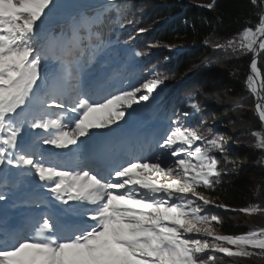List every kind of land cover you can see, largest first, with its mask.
<instances>
[{
  "label": "snow or ice",
  "instance_id": "obj_1",
  "mask_svg": "<svg viewBox=\"0 0 264 264\" xmlns=\"http://www.w3.org/2000/svg\"><path fill=\"white\" fill-rule=\"evenodd\" d=\"M250 2L260 7L255 24L204 43L229 58L251 56L245 84L264 126V0ZM129 11L127 0H0V202L25 209L21 227L0 219V264L264 257V228L219 234L223 222L208 214L264 208H230L199 191H215L227 170L215 155L225 153L223 137L188 125L198 92L187 98L191 111L165 109L133 126L167 77L140 62L150 53L121 43V30L134 29L129 41L149 31ZM252 135L264 150V132Z\"/></svg>",
  "mask_w": 264,
  "mask_h": 264
},
{
  "label": "trees",
  "instance_id": "obj_2",
  "mask_svg": "<svg viewBox=\"0 0 264 264\" xmlns=\"http://www.w3.org/2000/svg\"><path fill=\"white\" fill-rule=\"evenodd\" d=\"M212 0H127L128 16L137 21L135 27H144L148 32L134 41L128 36L134 29L121 30V43L127 41L133 50L150 53L140 58L145 67L158 65L156 71L166 76L158 90L160 99L145 102L142 113L147 120L139 122L143 127L153 121L161 111L188 108V96L196 97L199 113L189 118L188 125L209 137L222 136L225 153H215L219 168L227 170L215 191L200 188L204 195L216 203L230 208L258 204L264 208V150L254 147V131L261 130L260 121L254 112V98L247 90L245 80L249 56L229 58L230 53L216 51L205 40L222 42L238 32L250 21L255 24L259 4L254 7L250 0H215V7L202 5ZM184 46L186 51L156 48L157 44ZM171 57V60H166ZM259 66L264 72V55ZM264 95V93H263ZM241 107H237V105ZM211 130L210 132L208 130ZM225 157L227 159H225ZM209 215H217L223 222L215 225L222 234L238 235L253 228H264V213L255 215L237 214L223 209H211ZM214 255V264H264V257L229 258L219 253ZM207 259V257H204Z\"/></svg>",
  "mask_w": 264,
  "mask_h": 264
},
{
  "label": "rangeland",
  "instance_id": "obj_3",
  "mask_svg": "<svg viewBox=\"0 0 264 264\" xmlns=\"http://www.w3.org/2000/svg\"><path fill=\"white\" fill-rule=\"evenodd\" d=\"M158 99H160V97H157V99H156L155 101H157ZM144 103H145V102H144ZM145 120H147V117L144 116V114L142 113V108H141V109L138 110V112H137V114H136V119L133 121V126L139 128L138 123H139V122H142V121H145ZM260 126H261V125H260ZM125 127H127V126H125ZM261 130H263V129L261 128ZM96 131H104V130H96ZM254 132H258V131H254ZM205 196H206V195H205ZM206 197H207V196H206ZM207 198H208V197H207ZM10 205H11V203H9V204H7V205L4 204V206L7 207L8 209L11 207ZM11 208H12V207H11ZM14 210H15V212L17 213V215H19V216H24L23 214H24V212H25V209H23V208H16V209H14ZM214 227H215V230L217 231V233L222 234L220 231L217 230V228H216L215 225H214Z\"/></svg>",
  "mask_w": 264,
  "mask_h": 264
},
{
  "label": "water",
  "instance_id": "obj_4",
  "mask_svg": "<svg viewBox=\"0 0 264 264\" xmlns=\"http://www.w3.org/2000/svg\"><path fill=\"white\" fill-rule=\"evenodd\" d=\"M250 60H251V56H250ZM250 60H249V62H250ZM248 72H249V64H248ZM248 72H247V74H248ZM247 76V75H246ZM261 95H263V93H261ZM254 97V96H253ZM254 112H255V104H256V98L254 97ZM255 115L256 116H258V114L255 112ZM259 119V118H258ZM260 121V120H259ZM260 125H261V128L263 127L262 126V124H261V122H260Z\"/></svg>",
  "mask_w": 264,
  "mask_h": 264
},
{
  "label": "bare ground",
  "instance_id": "obj_5",
  "mask_svg": "<svg viewBox=\"0 0 264 264\" xmlns=\"http://www.w3.org/2000/svg\"><path fill=\"white\" fill-rule=\"evenodd\" d=\"M248 74H249V72H248ZM248 74H247V75H248ZM252 96H253V95H252ZM253 98H254V97H253ZM257 117H258V116H257ZM262 129H263V132H264V126L262 127Z\"/></svg>",
  "mask_w": 264,
  "mask_h": 264
}]
</instances>
